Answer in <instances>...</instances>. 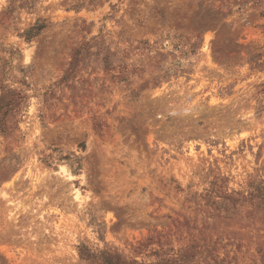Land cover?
Segmentation results:
<instances>
[{
  "label": "rangeland",
  "instance_id": "374dc122",
  "mask_svg": "<svg viewBox=\"0 0 264 264\" xmlns=\"http://www.w3.org/2000/svg\"><path fill=\"white\" fill-rule=\"evenodd\" d=\"M0 264H264V0H0Z\"/></svg>",
  "mask_w": 264,
  "mask_h": 264
}]
</instances>
